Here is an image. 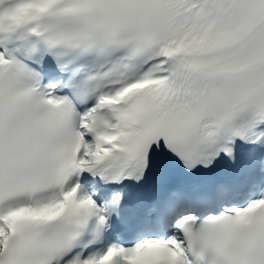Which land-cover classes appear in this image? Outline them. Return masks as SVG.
<instances>
[{"label":"snow or ice","instance_id":"1","mask_svg":"<svg viewBox=\"0 0 264 264\" xmlns=\"http://www.w3.org/2000/svg\"><path fill=\"white\" fill-rule=\"evenodd\" d=\"M0 264H264V0H0Z\"/></svg>","mask_w":264,"mask_h":264},{"label":"clouds","instance_id":"2","mask_svg":"<svg viewBox=\"0 0 264 264\" xmlns=\"http://www.w3.org/2000/svg\"><path fill=\"white\" fill-rule=\"evenodd\" d=\"M22 12H23V10H22V9H20V10H17V13H16V15H17V16H19V15H21V14H22Z\"/></svg>","mask_w":264,"mask_h":264}]
</instances>
